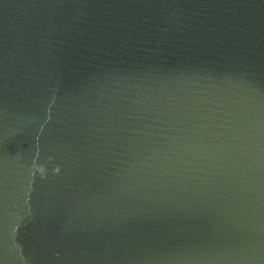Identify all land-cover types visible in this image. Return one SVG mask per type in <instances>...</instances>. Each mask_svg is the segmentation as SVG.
I'll list each match as a JSON object with an SVG mask.
<instances>
[{"label":"water","instance_id":"water-1","mask_svg":"<svg viewBox=\"0 0 264 264\" xmlns=\"http://www.w3.org/2000/svg\"><path fill=\"white\" fill-rule=\"evenodd\" d=\"M0 264H264V0H0Z\"/></svg>","mask_w":264,"mask_h":264},{"label":"clouds","instance_id":"clouds-1","mask_svg":"<svg viewBox=\"0 0 264 264\" xmlns=\"http://www.w3.org/2000/svg\"><path fill=\"white\" fill-rule=\"evenodd\" d=\"M56 171H59V169L57 168Z\"/></svg>","mask_w":264,"mask_h":264}]
</instances>
